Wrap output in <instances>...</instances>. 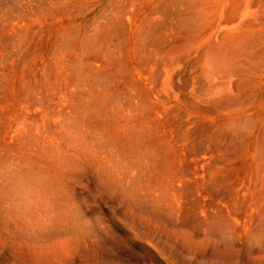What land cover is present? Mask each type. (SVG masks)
I'll use <instances>...</instances> for the list:
<instances>
[{"label":"rangeland","instance_id":"374dc122","mask_svg":"<svg viewBox=\"0 0 264 264\" xmlns=\"http://www.w3.org/2000/svg\"><path fill=\"white\" fill-rule=\"evenodd\" d=\"M0 264H264V0H0Z\"/></svg>","mask_w":264,"mask_h":264}]
</instances>
